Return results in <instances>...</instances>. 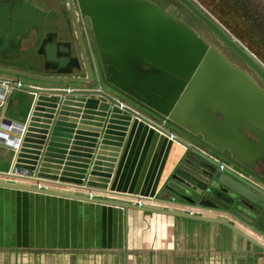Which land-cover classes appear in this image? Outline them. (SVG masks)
<instances>
[{"label": "water", "instance_id": "1", "mask_svg": "<svg viewBox=\"0 0 264 264\" xmlns=\"http://www.w3.org/2000/svg\"><path fill=\"white\" fill-rule=\"evenodd\" d=\"M78 1L81 19L74 0H68V5L78 40L79 56L75 55L70 42L57 43L49 52L45 44L44 51L37 54L35 51L27 52L13 60L5 58V51L0 53V73L36 83L6 82L23 98L29 95L33 98L26 118L18 120L9 129L16 133L13 140L17 153L15 168L34 171L36 177L31 181L16 180L6 173L0 177V186L118 206L127 213L130 209H137L216 222L264 251L263 243L230 219L261 234L254 224L256 219L264 216V178H260L263 181H253L251 177L256 174L236 160L230 145L216 148L200 133L188 131L169 117L172 102L180 98L179 94L190 82L193 70L204 65L203 53L216 47L183 22L163 10L155 9L145 0ZM176 1L237 55L264 87V64L255 54L231 36L194 0ZM157 18L159 26L154 32L150 28ZM65 19L68 21L69 16L66 15ZM58 24L60 30L64 31L63 23ZM86 28L92 41L94 58L85 41ZM150 41L154 42L153 46L149 44ZM145 67L162 75L157 79L161 80L164 88L176 85L175 94L171 96L169 88H166L167 94L161 92L166 99L158 100L151 90H145L143 81L136 78L137 72ZM83 70L85 75L77 74ZM0 82L5 81L0 79ZM122 98L131 105L123 103ZM96 109L99 112L94 114L93 110ZM3 110L4 105H0V118ZM93 114L95 118H92ZM122 116L125 121L137 118L148 123L186 149L184 158L164 191L148 198L149 202H143L145 199L142 197H138L140 201L134 203L129 198L103 197L94 193H114L107 181L112 166L105 162H114L113 159L108 160L107 156H116V153L108 154V151L115 146L111 135ZM91 120L95 121L92 125ZM90 126L94 127L90 129ZM171 128L178 129L186 137L172 133ZM87 130L93 133L87 135ZM120 131L124 132L125 129ZM85 136L91 138L85 139ZM209 151H214L236 168L211 157ZM79 152H83V155ZM74 162L81 164L77 171ZM74 172L77 175H72ZM43 182L49 185H42ZM203 209L215 214L202 213Z\"/></svg>", "mask_w": 264, "mask_h": 264}, {"label": "crops", "instance_id": "2", "mask_svg": "<svg viewBox=\"0 0 264 264\" xmlns=\"http://www.w3.org/2000/svg\"><path fill=\"white\" fill-rule=\"evenodd\" d=\"M42 1L35 0L33 5L18 0L12 7L9 0H0V53L5 51L6 59L34 51L48 36L52 37L47 52L57 43L71 42L75 55L79 56L74 32L66 27L61 31L59 21L50 20L53 4ZM147 2L162 10L161 6ZM155 21L150 28L154 32L159 19ZM149 44L153 46L154 42ZM203 62L202 67L193 70L180 98L172 102L169 117L188 131L200 133L216 148L230 145L236 160L245 167L264 168V87L250 69L239 64L233 53L216 47L203 53ZM161 76L145 67L137 72L136 78L143 81L145 90H151L156 99L165 100L161 92L166 93L169 88L173 96L176 85L164 88L157 79ZM0 79L5 81L0 82V105H4L0 118L2 177L16 167L13 145L16 133L9 128L26 118L33 99L30 95L23 98L6 82L36 83L2 73ZM121 101L131 105L124 98ZM98 112L99 109L93 110L94 114ZM94 114L92 118L96 117ZM123 118L117 120L111 135L115 146H111L108 154L116 156L107 159L114 162H105L112 166L107 181L114 193H94L129 198L134 203L142 197L143 202H149L148 198L164 191L186 149L140 119ZM171 131L186 137L176 128ZM92 133L86 131L87 135ZM225 164L236 168L228 161ZM80 165L74 162V169L77 171ZM207 212L215 214L202 210ZM230 219L264 244V216L254 224L261 234ZM0 264H264V251L216 222L137 209L127 213L118 206L0 186Z\"/></svg>", "mask_w": 264, "mask_h": 264}, {"label": "rangeland", "instance_id": "3", "mask_svg": "<svg viewBox=\"0 0 264 264\" xmlns=\"http://www.w3.org/2000/svg\"><path fill=\"white\" fill-rule=\"evenodd\" d=\"M156 1V0H148ZM162 10L175 17L210 43L227 49L212 31L176 0H159ZM231 36L264 64V0H194Z\"/></svg>", "mask_w": 264, "mask_h": 264}, {"label": "flooded vegetation", "instance_id": "4", "mask_svg": "<svg viewBox=\"0 0 264 264\" xmlns=\"http://www.w3.org/2000/svg\"><path fill=\"white\" fill-rule=\"evenodd\" d=\"M15 1H18V0H9V3L11 4L12 7H14V2ZM48 2V3H52L53 6H54V9L52 10L51 12V18L50 20L53 18V19H57L59 21V23H63V26L68 28V29H71L74 34H75V31H74V27H73V21H72V15H71V12H70V8H69V5H68V0H43L42 3H45V2ZM145 1H148V0H145ZM27 2L31 3V4H35V0H27ZM153 3L161 6V2L159 0H156V1H152ZM74 4H75V9H76V12L78 14V17L81 19V9H80V6H79V1L78 0H74ZM56 12V13H55ZM66 15L69 16V19L68 21L65 19L66 18ZM85 33L84 34V37H85V41H86V44H87V47H88V50L89 52L91 53V55L93 56L94 58V50H93V45H92V41H91V38H90V35H89V32L87 31V28L85 29ZM51 37L52 36H48L41 44L40 46L35 49L34 51L36 52H40V51H44L45 50V44L49 43L51 41ZM74 42L76 43V46L78 45V40H77V37H76V34L74 35ZM71 43V42H70ZM73 44V43H72ZM212 44V43H211ZM214 47H216V45L212 44ZM224 47H227L226 45L223 44ZM78 50H79V46H78ZM225 52H228V53H233L228 47L227 49H221ZM234 54V53H233ZM235 55V54H234ZM236 56V60L239 62V64H242L243 66L247 67L246 64L239 58ZM94 66L96 67V64H95V61H94ZM77 72V71H76ZM78 75H85V70H83V72H77ZM255 75V74H254ZM255 78L257 79V76L255 75ZM257 82L259 84H261L259 82V80L257 79ZM262 85V84H261ZM209 155L211 157H214L216 159H219L220 161H222V163L225 164V159H223L220 155H218L217 153H215L214 151H209ZM243 165V164H242ZM244 166V165H243ZM245 167V166H244ZM247 168V167H246ZM238 169V168H237ZM251 169V168H250ZM239 171H241V169H238ZM251 171L253 173L256 174V176H252V180L253 181H263L262 179L260 178H264V168H254V169H251Z\"/></svg>", "mask_w": 264, "mask_h": 264}, {"label": "built area", "instance_id": "5", "mask_svg": "<svg viewBox=\"0 0 264 264\" xmlns=\"http://www.w3.org/2000/svg\"><path fill=\"white\" fill-rule=\"evenodd\" d=\"M9 173L14 177L13 179L16 180L31 181L32 178L36 177V172L22 168H14ZM193 212H198V210H193Z\"/></svg>", "mask_w": 264, "mask_h": 264}]
</instances>
